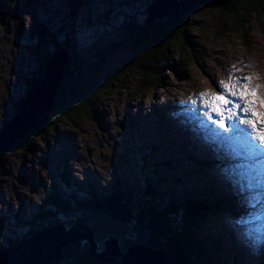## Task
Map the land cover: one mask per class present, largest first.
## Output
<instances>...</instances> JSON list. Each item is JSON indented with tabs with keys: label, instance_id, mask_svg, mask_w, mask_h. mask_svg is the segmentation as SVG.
Listing matches in <instances>:
<instances>
[{
	"label": "rangeland",
	"instance_id": "1",
	"mask_svg": "<svg viewBox=\"0 0 264 264\" xmlns=\"http://www.w3.org/2000/svg\"><path fill=\"white\" fill-rule=\"evenodd\" d=\"M168 1L172 3L171 0L166 2ZM196 5L187 10L188 13L182 10L181 16L178 14L162 18L164 21L176 20L181 24L175 27L177 32L172 35L164 60L167 63L162 64L159 57L155 58L154 62L153 58L151 61L145 60L140 50L132 52L131 47L134 44L128 38L127 32V29L131 30L134 26L136 28L161 26L162 24L157 23L160 21L158 18L152 22L147 18L150 16L151 6L156 7V15L163 14L158 9L162 7V0H0V133L17 114L24 95H29L30 91L35 92V88L44 80V68L49 66L50 58L55 57L60 49L68 55L71 64L69 70L78 68L81 75L73 72L67 80L55 87L53 100L35 119V124L27 130L25 137L17 139L10 150L0 154V251L4 247L7 248L8 241L14 244L22 241L24 235L29 234L28 237H31L37 231L43 232L56 227L55 220L63 221L61 227L64 229L84 224L92 233V226L88 224L87 219L99 217L98 214L104 211L102 207L105 204L116 202L118 204L113 206L114 210H109L112 215L107 218L108 224L113 227L106 229L104 240L98 238L95 233V236H92L91 241L95 239L96 252L104 249V242L109 236L136 239L137 235L130 231V225L118 229L123 219L117 215L121 202L118 199L115 201V195L124 191L129 194L125 197L129 199V203L137 200L138 195L142 205L146 206L144 212L140 211V214L137 208H133L132 214L134 217L138 216V220L143 215L154 225L152 219L154 216L148 211L155 214L160 211L158 207L164 208L167 202L183 210L179 215L185 212L189 202H192L185 195L194 196L193 190L197 188L194 183L206 175L207 163L212 160L197 144L202 143L200 133L206 127L204 119H209V116L203 109L187 110L186 106L192 105L188 102L189 99L195 98V92H215L216 82L224 80L227 76L229 78L231 73L241 71L242 73H238L244 76L247 71H258L257 61H260L264 68V29L260 22L258 23L252 16L249 22L250 30L245 34L246 41L239 42L230 35H220L223 30L222 24L227 28L229 25L222 12L212 7L213 4ZM262 5L264 8V4ZM178 6L172 4L169 8L177 11ZM259 13V17L264 18V14ZM184 14L193 18L189 20L185 16L187 18H184L185 25L178 19ZM260 21L264 22V19L261 18ZM101 44L114 48L106 57V66L92 71L89 52L91 48ZM186 44L189 45L187 55L181 54L178 48L179 46L185 48ZM192 50L194 57L193 60H189ZM248 60L252 66L247 68L245 63ZM139 64L145 65L151 72L154 71V78L161 75L157 82V86L161 88L155 86V89L151 87L145 89L140 86L142 76L139 75L137 67ZM110 75L119 77L109 80ZM77 77L81 78L84 89L87 88L85 92L95 90L101 93H98L96 101L93 100V105L88 103L87 114L81 111L77 113L74 107V111L72 109V112L65 114L66 116L61 114L55 117L53 108L56 109L54 105L56 92L58 90L67 92L69 84L76 85ZM140 88L142 90L136 95ZM60 97L59 103L63 99ZM68 103V100L62 101L64 106ZM70 104L73 105L71 102ZM192 115L195 117L200 115L202 118L190 131L184 126V122ZM237 115L242 114L238 112ZM225 127L230 129L231 123H225ZM212 128L215 130L216 127ZM36 131L40 133L38 137L33 135ZM210 134L212 136L211 132ZM217 144L222 154H226V158L220 156L223 161L232 157L224 149L228 145L224 142ZM206 147L209 153L214 154L209 146ZM200 157H203V160ZM190 159L204 161L206 167H201L202 169L195 167ZM229 162L230 165L221 166L226 176L227 170L242 161L235 159ZM211 165L217 170V165L212 164V161ZM215 170L207 179L213 178L211 179L213 184L203 183L206 178L198 180L200 187L206 185L207 188L204 189L209 190L208 193L211 195L209 199L206 194V198L210 200L208 204L211 206L202 204L206 215L203 223H200V234H194L193 227H189L190 231L176 232L177 236L182 235L181 251L192 252L194 248H198L197 242L205 247L207 242L204 241L205 238L213 236L217 246L213 247L212 243L206 244L209 251L202 249L205 255L199 258L207 261L208 256H212L211 250L215 256L219 250L224 260L227 254L235 250L244 264H251L246 260L250 245L256 243L253 250L259 249L260 246L264 250L262 233L264 221H260L257 231H253V223L251 228L247 226V222L238 225L236 220L238 215L233 213L231 205L226 203L227 200H235L232 196L227 199L231 194L229 192L235 187L225 190L226 184H222L220 180V178L224 180V174L220 173L219 176ZM152 184L155 188L153 194L151 193L153 191L148 192L147 188ZM113 185L114 198H111L107 193ZM91 189L95 191L92 196L88 195ZM187 192L193 194L189 195ZM54 197L56 199L52 200ZM101 199L103 205L100 204ZM62 201H69L72 205L67 214L62 207H58L62 209L60 212L51 209L52 206H60ZM261 201H264V197ZM218 204L221 208H216ZM259 214L260 211H257V216L261 217ZM179 215L172 219L178 226L182 218ZM47 217L52 218L51 222ZM39 221L43 229L32 228L31 225L39 227ZM157 223V229L160 230L161 221ZM135 225H138V222ZM170 227L173 233L175 230L173 224H170ZM241 229L248 233L247 237ZM239 230L242 234H233L235 241L228 243L227 231L237 233ZM172 233H166L167 237ZM188 235L191 241L188 240ZM194 235L197 237L196 240L192 239ZM117 240L122 251L130 246L129 243H122L120 238ZM87 246L85 240L81 249ZM69 253H73L71 248H65L62 257L50 264H86L77 260L73 254L69 257ZM87 253L90 257L89 252ZM250 254L253 257L257 255L256 252ZM261 257L257 256L255 261ZM158 259L153 258L155 261ZM236 259V264H241L238 262L239 259ZM90 261L91 263H88L92 264V260ZM210 261L205 264H212ZM198 262L204 263V260L199 259ZM115 263L121 264L120 259ZM220 263L224 264V261L218 264Z\"/></svg>",
	"mask_w": 264,
	"mask_h": 264
},
{
	"label": "trees",
	"instance_id": "2",
	"mask_svg": "<svg viewBox=\"0 0 264 264\" xmlns=\"http://www.w3.org/2000/svg\"><path fill=\"white\" fill-rule=\"evenodd\" d=\"M264 1L262 2L259 0H233L229 3H226L222 6H212L213 8L218 9L220 12H222V14L224 15L225 20L228 23V28L224 27L223 24L221 26V28L223 29L220 33V35L226 34V35H231V36H239L238 33H236V31H239L241 29H243L245 31V34L250 30V26H249V22L251 21V17L253 16L254 19H256V21L260 24V26L262 27V29H264V22H261V18L264 19L263 17H259L258 14H260L259 12H262V14H264V8L263 5ZM192 13H196V11H192ZM188 14H184L182 15V17H178L179 22L182 23L183 25H185V21L186 19L185 16H187ZM181 16V14H180ZM221 18V19H224ZM189 20H192V17H188ZM157 23L162 24L161 26H155V27H144V28H136V26H134V28H132L131 30L127 29L128 32V38L130 39V41L133 42V46L131 47V51L133 52L140 50V52H142L143 57L148 60L151 61V58L154 59L159 57L160 61L164 63V60H166V53H168V46L171 43L170 41L172 40V35L176 34V30L175 27L179 24L173 21H164V20H160L157 21ZM181 25V24H179ZM151 32V33H150ZM240 38H242L240 36ZM173 39H175L173 37ZM135 40V42H134ZM136 44V45H135ZM189 47L188 44H186L185 48L182 46H179L178 50L179 52L182 53H187V48ZM113 46H106V45H96L93 48H91V52L90 56H91V60H92V65H90L91 70L93 71L94 69H103L104 66H106V57L108 54L111 53V50L113 49ZM192 53L190 54L189 60H193L194 54H193V50L191 51ZM187 55V54H186ZM152 59V60H153ZM129 62L132 63V60H130ZM142 64V63H141ZM78 67V66H76ZM103 67V68H102ZM126 67V66H125ZM137 67H139V75L142 76V78H140V86H142V88H153L155 89L157 86V82L159 81V78L161 75H159L158 78H154V74L155 72H151V70H148L145 65H137ZM173 69H176V67H173ZM174 73V72H173ZM74 74H79V70L78 68L74 69ZM119 76H113L110 75L109 80H113L118 78ZM67 80V79H66ZM76 85H74V83L69 84V87L67 90V92L65 90H61L63 92H61L60 90H58L56 92V97H55V106L56 109L53 108V115H55V117H59L61 116V114H63L64 116H66V113L72 112V109L74 111V109L76 110L77 113H79V111L81 112H85L87 114V110L88 108L86 107L87 105H89L88 103L90 102L91 105H93L95 98L101 93L99 92H95V90H92L90 92H85L87 88L84 89V84L81 81L80 77H77ZM77 87H79L77 89ZM155 87V88H154ZM158 88L160 86H157ZM161 88V87H160ZM94 89V88H93ZM99 89V88H98ZM85 90V91H84ZM142 89H138L137 92L135 93L136 95H138L140 93ZM99 93V94H98ZM60 96H62L63 99H61L60 103L58 102L59 99L61 98ZM65 97V98H64ZM64 100H68L69 103L67 105H63L62 101ZM93 101V102H92ZM96 101V100H95ZM56 102L57 105H56ZM70 102L73 104L71 105ZM52 104V106H53ZM58 107V108H57ZM75 107V108H74ZM66 114V115H65ZM58 115V116H56ZM80 114H78L79 116ZM62 116V117H64ZM40 134V133H39ZM38 131L34 132L33 135L38 137ZM28 136V135H27ZM160 171V170H158ZM117 183V182H116ZM115 183V185H116ZM115 185H113L110 188L109 193H107V195H109L111 198H114V193L112 192L114 190ZM148 186V185H147ZM149 190L148 192H151L152 194L155 193L154 190V185L152 184L151 186L147 187ZM120 189V187H119ZM196 189V188H195ZM121 190V189H120ZM89 194H94V190H89ZM195 191V190H193ZM117 192V191H116ZM209 190L207 189H199V191H195V193H191L194 196H192L189 192H187V194L191 195L189 198V196L185 195V197L189 198L192 200V202H189V205L186 207L185 212H181V215H179L180 211V207L179 206H174L171 205V202H167L165 204L164 208H160V211L155 214L151 213L148 211L149 214L153 215L154 217L152 218L154 220V225L149 223V221L143 217V215H141V218L139 216L140 219H142L143 221H139L137 218L138 216H135L132 214V210L134 209H138V213L140 214L144 212V209L146 208V206L142 205L141 203V199L137 196V200L135 199L132 204L128 202L129 199L126 198V202H125V197H128L129 194H126V192L124 191L121 194H116L115 196V201L118 199L121 203V207H118V211L119 213H117V215L119 217H121L123 220L120 222V225H118V229H120L122 226H129L130 231H132L133 233H135L136 239L133 240H129V239H124L123 236L119 237L116 235V238H120L122 243H129L130 245L132 244H139V245H144V246H148L151 247L154 250H160L163 251L166 254V258L169 261L170 264H205L208 260H211L210 262H212V264H218V257H219V250H218V255H213L214 252H212L213 250H211V255L212 256H208L207 261L203 258H199L200 256H204V250L202 249H206L207 250V246L206 244L208 243H212V246L215 247V241L213 240V236H211V238L206 239L204 241L207 240V242L205 243V247H203L199 242H197V249L194 248V250L192 252L187 251V253H184L183 251H181V248L183 247V241L182 240V235L177 236L176 232L180 231V230H187L190 231L189 227H193V233L194 234H200L201 232V225L202 224V220H204V215H206V211L204 212V206L203 201L208 202L210 201V194L208 193ZM206 194H208V198H206ZM200 195H202L200 197ZM56 199L55 197L52 198ZM124 199V201H123ZM45 201V200H44ZM48 203L50 204V202L48 201ZM56 203V202H54ZM68 203V204H67ZM124 203V204H123ZM100 204L103 205V199L100 200ZM115 204L117 205L118 203H108L105 204L102 208H104L103 212H100L98 215L99 217L97 218H90L87 219V222L90 226L95 227L92 228V233L93 236H95V234H97V237L99 238L101 236L100 239L104 240V232L106 231L107 228L113 227L112 225H109V221H107L109 218V216H111V211L109 210H114L113 206H115ZM123 204V205H122ZM137 205V206H136ZM140 205V206H139ZM42 206V205H41ZM65 206V207H64ZM72 205L69 204V201H62L60 202V206L56 205L52 206L51 209H53L54 212L56 211H62V209H59L58 207H62L64 209V211L66 212V214L68 213V209L69 207H71ZM129 207V208H128ZM42 209V208H41ZM50 209V208H49ZM55 209V210H54ZM152 209V208H151ZM216 209V208H215ZM179 210V211H178ZM44 211V210H43ZM116 211V210H115ZM51 212V211H50ZM58 214V212H57ZM56 214V215H57ZM105 214V216L103 215ZM181 216L180 218V225L178 226L177 223L174 222V220H172L174 217L177 216ZM48 218V217H47ZM49 220L52 218H48ZM92 221V222H91ZM161 221V226H160V230L157 229L156 224L158 225L157 222ZM51 222V220H50ZM59 222L64 224V222L61 220H55L54 223ZM138 222V225H135ZM171 222V223H170ZM35 223V222H34ZM49 223V222H48ZM142 223V224H141ZM36 224V223H35ZM132 224V226H131ZM163 224H165V227H163ZM170 224H173L174 229L173 233L171 232V227ZM32 228L34 229H43L42 223L39 221L38 222V226L36 227L34 225H31ZM126 226V227H127ZM144 226V227H142ZM151 227L152 229H149V227ZM136 227V228H135ZM153 227H155V229H153ZM178 227V228H175ZM132 228V229H131ZM195 228V229H194ZM34 229L32 232H34ZM202 229L204 230V227H202ZM98 230V231H97ZM200 230V231H199ZM152 231V232H151ZM31 232V233H32ZM101 232V233H100ZM95 233V234H94ZM166 233H172L169 237H167ZM107 234V233H106ZM122 235V234H121ZM190 235V233H189ZM187 236L188 240H190V236ZM206 236V233L204 234ZM186 236V235H185ZM195 237H193L192 239L196 240V235H194ZM198 236V235H197ZM129 240V241H128ZM213 240V241H212ZM191 241V240H190ZM95 242V239H94ZM220 242V241H219ZM221 246L222 243L220 242ZM215 245V246H214ZM189 247V246H188ZM201 249V250H200ZM223 249V248H222ZM73 251V255L77 258V260L82 261L83 263L89 264L91 263V259H89L88 256V251L87 248H83L80 249V253L75 252L73 249H71ZM201 251V252H200ZM209 251V250H207ZM69 253V257H72L73 255ZM204 260L203 262H198V260ZM89 262V263H88ZM93 264V261H92ZM119 264V263H118Z\"/></svg>",
	"mask_w": 264,
	"mask_h": 264
},
{
	"label": "water",
	"instance_id": "3",
	"mask_svg": "<svg viewBox=\"0 0 264 264\" xmlns=\"http://www.w3.org/2000/svg\"><path fill=\"white\" fill-rule=\"evenodd\" d=\"M162 7L163 14H155L152 20L176 13L169 8L170 6L162 4ZM70 65L68 55L63 49L57 52L56 59L49 60V66L43 70L44 80L35 88V92L30 91V94L25 96L19 104L20 110L10 120L9 125L3 127L0 133V154L8 150L17 139L25 137L27 130L35 124V119L53 100L54 88L74 72L69 70ZM85 226L76 224L64 229L58 225L39 234L35 233L20 242L17 241L11 247L0 251V264H50L60 259L67 247L80 253L85 240L88 243L87 251L91 255L89 258L94 263L117 264L116 260L120 259L121 264H158V261L160 264H168L166 254L160 250H150L144 245H130L122 251L114 236H109L104 242V249L96 252L94 241H91L93 233ZM153 258L158 260L155 261Z\"/></svg>",
	"mask_w": 264,
	"mask_h": 264
},
{
	"label": "snow or ice",
	"instance_id": "4",
	"mask_svg": "<svg viewBox=\"0 0 264 264\" xmlns=\"http://www.w3.org/2000/svg\"><path fill=\"white\" fill-rule=\"evenodd\" d=\"M252 78L229 77L227 82H216L217 91L199 92L197 96L207 112L216 117L212 120V124L219 129L215 135L225 141L237 142L236 155L242 163L227 171L230 176L236 177L233 182L237 184L238 192L243 194L256 190L264 194V96L257 94L259 85L250 86L248 82ZM188 102L195 105L197 100L190 98ZM257 104L259 113L256 111ZM238 112L242 115L238 116ZM225 120L231 122L230 129L225 127ZM240 168L243 172L237 170ZM244 200L251 203L247 197ZM237 223L243 225L245 221Z\"/></svg>",
	"mask_w": 264,
	"mask_h": 264
},
{
	"label": "bare ground",
	"instance_id": "5",
	"mask_svg": "<svg viewBox=\"0 0 264 264\" xmlns=\"http://www.w3.org/2000/svg\"><path fill=\"white\" fill-rule=\"evenodd\" d=\"M167 0H162V4H164V6H172V4L173 5H179L178 7H177V11L175 10H173L174 12H176L175 14H171V15H174V16H176V15H180V14H182V10L183 11H185V12H187V10H190L191 8H194V7H196L197 5H196V3L198 4V5H203V4H213V6H221V5H224V4H226V3H228V2H230L231 0H171V4L169 3V1L168 2H166ZM264 1V0H263ZM165 2H166V4H165ZM155 3V2H154ZM167 3H169L168 5H167ZM154 6V5H153ZM153 6H151L150 7V9H149V14H150V16L147 18L148 19V21H150V22H152V21H154V19L152 20L151 18L152 17H155L154 15L156 14V7H154V8H152ZM158 9H160L161 10V12L163 11V7H161V8H158ZM174 9V8H173ZM180 10V11H179ZM184 12V13H185ZM188 13V12H187ZM193 15V14H192ZM167 16H169V15H167ZM22 17V16H21ZM188 17V16H187ZM186 18V17H185ZM157 20H163L162 18H158ZM24 23V22H23ZM259 27V26H258ZM244 29V28H243ZM243 29H241V30H239V31H236V33H238V35L239 36H231V35H233V34H231L230 35V37L231 38H233V39H236V40H239V42H245L246 41V35H245V29L243 30ZM240 36L242 37V38H240ZM245 40V41H244ZM242 44V43H241ZM57 57V55L55 56V57H51L50 59H54V58H56ZM259 62V63H258ZM257 64H259V69H258V71H247V73L245 72V75L244 76H251V77H253L248 83L250 84V86H252V87H256L257 85H259L260 87L259 88H257V94L258 95H261V96H264V68H263V66H262V63L260 62V61H257L256 62ZM245 65H246V67L248 68V66H252L251 65V63H250V61L248 60L246 63H245ZM238 72H241V71H238ZM235 73V74H230V77H239V78H243L244 76H242L240 73ZM242 73V72H241ZM43 74H44V72H43ZM67 78H69V77H66V78H64V80H66ZM227 80H228V76L226 77V78H224V81L225 82H227ZM27 95V94H26ZM26 95H24V97H23V99H22V101L24 100V98H25V96ZM192 99H193V97H192ZM195 99L197 100V103L195 104V106L192 104V105H189V106H186V109L188 110V109H190V111H192V110H194L195 108H199V109H203L204 111H205V114H207L208 116H209V119H210V122H211V125H213L212 124V120L213 119H216V117H215V115L214 114H210V113H208L207 112V110H206V108L204 107V106H202L201 104H200V102H199V97H195ZM21 101V102H22ZM20 102V103H21ZM20 110V108H18V111ZM256 111L259 113L260 112V108H259V105L257 104V106H256ZM202 114H204V113H202ZM204 114V115H205ZM241 114V113H240ZM193 115H196V113H193ZM191 116V117H189L188 118V120L186 121V122H184V125H185V127H188L189 128V130L190 131H192L193 129H194V124H197L198 123V121H199V119L200 118H202V117H200V115H199V117L198 116ZM15 117V116H14ZM13 117V118H14ZM12 118V119H13ZM11 119V120H12ZM204 119V118H203ZM207 121V120H206ZM168 123V122H167ZM225 123H231L230 121H227V120H225ZM226 125H228V124H226ZM217 128V127H216ZM26 134V133H25ZM209 135H211L210 133H209ZM211 137V136H210ZM191 139V138H190ZM200 141H201V139H200ZM202 143H204V145H205V148L204 147H201V146H199V148H201V151H203V152H205V154L206 155H209L211 158H212V162H215V160H221V161H223L222 159H221V157L220 156H222L223 155V158L226 156V154H222V152H221V150H219L218 149V144L216 143L215 145H210V144H208V143H205L204 141H201ZM233 143H237L235 140H233ZM198 145H199V143H197ZM206 145L207 146H209V148L210 149H212V151H213V153L214 154H212V153H209L208 152V149H207V147H206ZM11 147V146H10ZM9 147V148H10ZM8 148V150H10ZM198 148V149H199ZM15 149V148H14ZM224 149H226L225 151H227L229 154H231L232 155V157L231 158H229L228 160H226V161H233V160H235V158H239V156L238 155H236V152H237V150H236V148H235V146L233 147L232 145H231V143H230V145H228L227 147H224ZM7 150H5V151H3V152H1V154L2 153H4V152H6ZM26 153V152H25ZM24 155V154H23ZM225 160V159H224ZM218 162H220V161H218ZM198 163H200V164H197V167H200L201 166V164H204L203 162H198ZM242 162H240L239 164H241ZM205 165V164H204ZM218 165V164H217ZM221 166V165H220ZM216 168H218V167H216ZM202 169V168H201ZM218 170H220V169H217V170H215L217 173V175H219L220 174V171H218ZM201 171V170H200ZM206 175L208 176V175H211V172H210V174H208V173H206ZM219 176H221V175H219ZM212 177V176H211ZM204 177L203 176H201L200 178H198V180L199 179H203ZM211 179H213V178H211ZM211 179H209V180H204L203 181V183H208V182H210L211 184H213V180H211ZM197 180V179H196ZM198 180L197 181H195V186L197 187L196 189H195V191H199L198 190V188L200 189V188H202V187H198V186H200V184L198 183ZM220 180L222 181V184H226V187H225V190L226 189H228L229 188V186H228V184H227V182L225 181V180H223V178H220ZM212 181V182H211ZM215 183V182H214ZM70 184V183H69ZM202 184V183H201ZM67 185V184H66ZM204 188H207V186L206 185H204L203 186V190H204ZM232 193H234V191L232 192ZM231 193V194H232ZM140 195V194H139ZM235 195V194H234ZM138 196V195H137ZM233 198L235 197L236 199L238 198L237 196H232ZM262 197H264V194H262L261 193V196L259 197L261 200H262ZM254 200L256 201H258V198H255L254 197ZM123 201H124V199H123ZM125 201H126V199H125ZM141 201V200H140ZM142 202V201H141ZM122 203V202H121ZM263 203H264V201H263ZM68 204V203H67ZM143 204V203H142ZM203 204H205V205H208V206H211L210 204H208V202H205V201H203ZM137 206V205H136ZM140 206V205H139ZM220 206V204H218L217 205V207L216 208H221V207H219ZM65 207V206H64ZM55 210V209H54ZM218 212H219V210H218ZM223 211L221 210V213H222ZM233 213H235L236 214V212H233ZM83 218V217H82ZM260 221H263L262 219H261V217H259V216H257L256 217V219H255V223H257V224H255L254 222V224L255 225H260L261 224V222ZM62 222V221H61ZM92 222V221H91ZM217 222H219V221H217ZM246 223V222H245ZM249 223H251V222H248L247 223V226H249L250 228H251V226L250 225H248ZM55 225H59V226H62V223H59V222H56V223H54ZM246 226V227H247ZM213 228L211 227V230H212ZM247 229H249L248 227H247ZM2 230V229H1ZM216 230V229H215ZM42 231V230H41ZM41 231H37L36 232V234H39V233H41ZM98 231V230H97ZM221 232L223 233V231L221 230ZM101 233V232H100ZM29 235V234H28ZM28 235H24L25 237L24 238H27L28 237ZM100 238H101V236H100ZM214 238V237H213ZM102 240V239H101ZM214 240V239H213ZM212 240V241H213ZM12 241H14V240H12ZM94 241V240H93ZM215 241V240H214ZM19 242V241H18ZM8 246H7V248L8 247H11L12 245H13V243H10L9 241H8ZM6 247H4V249H7ZM3 249V250H4ZM68 254V253H67ZM151 254V253H150ZM151 256H152V254H151ZM154 256V255H153ZM258 257H260L261 255H257ZM168 261V260H167ZM217 261H218V263L219 262H227V259L225 258L224 260L222 259V257L220 256V254H219V257H218V259H217ZM168 264H170L169 262H168Z\"/></svg>",
	"mask_w": 264,
	"mask_h": 264
}]
</instances>
